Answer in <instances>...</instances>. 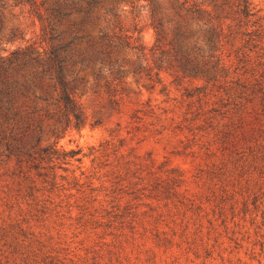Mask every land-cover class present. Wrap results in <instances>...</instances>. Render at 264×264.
I'll list each match as a JSON object with an SVG mask.
<instances>
[{
	"label": "trees",
	"instance_id": "trees-1",
	"mask_svg": "<svg viewBox=\"0 0 264 264\" xmlns=\"http://www.w3.org/2000/svg\"><path fill=\"white\" fill-rule=\"evenodd\" d=\"M89 95L121 121L84 170ZM0 264H264V10L0 0Z\"/></svg>",
	"mask_w": 264,
	"mask_h": 264
},
{
	"label": "rangeland",
	"instance_id": "rangeland-1",
	"mask_svg": "<svg viewBox=\"0 0 264 264\" xmlns=\"http://www.w3.org/2000/svg\"><path fill=\"white\" fill-rule=\"evenodd\" d=\"M256 6L257 9L264 10V0H251ZM144 4V3H142ZM130 12V7L128 8ZM127 28L133 30L134 21L133 15L128 14V18L125 22ZM148 23L143 20L140 23V28H142V33L140 34L142 42L150 48L154 43V32L148 27ZM136 36H138L136 34ZM16 48L15 46L9 47V50L12 51ZM6 53L5 55H7ZM145 84L149 83L148 81L144 82ZM131 88L135 89V86L131 85ZM173 94L176 95L177 92L173 88ZM178 95V94H177ZM149 97L158 99L159 101L163 100V97L158 95V93L151 95L148 92H145L143 97L144 100H147ZM135 98V96H134ZM86 111L89 116L88 125L82 130H71L64 138L59 141V147L65 151H82L81 155L78 157H84L83 164L81 165L84 170L91 169L93 156H88L91 154L92 148H98L102 142L110 139V131L113 130L117 124L121 121L119 115L114 113L108 104L106 98H99L95 95H89L83 100ZM137 103V102H135ZM133 104L136 107V104ZM97 121H101L102 124L96 125ZM123 136H126V133L123 132ZM134 147H137V143H132ZM138 151L140 154L144 155L148 152H153L159 160H163L165 157H169V152L171 149H165L162 145L156 144L153 140H148L138 146ZM173 166H179L186 171L192 170V165L181 158L171 157ZM76 166H79L78 162L74 163ZM4 172V170H2ZM77 175H80V172H77Z\"/></svg>",
	"mask_w": 264,
	"mask_h": 264
}]
</instances>
